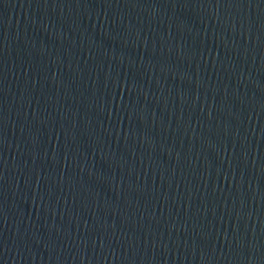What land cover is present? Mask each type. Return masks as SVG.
I'll use <instances>...</instances> for the list:
<instances>
[{
  "label": "water",
  "instance_id": "obj_1",
  "mask_svg": "<svg viewBox=\"0 0 264 264\" xmlns=\"http://www.w3.org/2000/svg\"><path fill=\"white\" fill-rule=\"evenodd\" d=\"M0 264H264V0H0Z\"/></svg>",
  "mask_w": 264,
  "mask_h": 264
}]
</instances>
